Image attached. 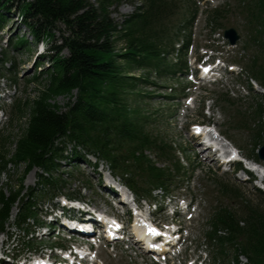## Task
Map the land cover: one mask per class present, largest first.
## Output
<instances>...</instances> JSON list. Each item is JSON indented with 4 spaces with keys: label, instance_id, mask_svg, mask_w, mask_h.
<instances>
[{
    "label": "trees",
    "instance_id": "1",
    "mask_svg": "<svg viewBox=\"0 0 264 264\" xmlns=\"http://www.w3.org/2000/svg\"><path fill=\"white\" fill-rule=\"evenodd\" d=\"M200 1L0 0V30L11 14L27 30L28 35L11 42L13 48L47 44L38 67L44 62L47 66L31 78H45L36 95L9 105L6 125L24 119V126L17 133L0 128V177L13 180L7 192L0 185V235L11 233L9 227L23 231L22 247L36 250L32 232L43 222L42 205L64 194L60 168H96L89 156L105 161L137 196H151L153 189L168 195L171 187H180L178 182L191 180L195 170L181 161L182 149L151 127L155 113H145L135 104L137 97L150 96L138 90L151 82L134 71L166 80L186 77ZM122 2L137 4L117 20L112 7ZM235 16L244 32L245 54L235 62L264 88V0H223L204 11L211 30L225 27ZM5 63L11 76L12 58L3 53L0 68ZM60 96L66 99L63 107L56 102ZM259 96L261 101L249 105L222 99L231 112L229 123L248 134L253 144L249 156L256 160L264 144V94ZM33 168L35 185L25 187L24 177ZM206 175L217 176L212 170ZM219 182L212 184L227 203H209L201 235L210 262L240 264L243 257L245 264H264V191L255 188L256 200L262 201L255 203ZM13 207L17 211L11 222ZM48 245L63 246L60 240Z\"/></svg>",
    "mask_w": 264,
    "mask_h": 264
},
{
    "label": "rangeland",
    "instance_id": "2",
    "mask_svg": "<svg viewBox=\"0 0 264 264\" xmlns=\"http://www.w3.org/2000/svg\"><path fill=\"white\" fill-rule=\"evenodd\" d=\"M221 1L222 0H204L199 4L200 9L193 28L192 45L187 51L190 73L192 70L198 69L194 60L199 57L200 60L207 59L209 54L212 53L210 50H213V53L216 54L214 55L212 53L213 55L210 57L219 56L226 64L227 62L230 63V60H239L241 55H245L242 49L244 32L239 27L240 23L237 21L236 16V18L232 17L230 23H225V27H234L240 35V39L236 44L231 46L222 40L223 28L217 31H211L204 20V11L206 7L216 5ZM136 4V2L120 3L115 8L112 7V16L117 20H121L124 15L132 12ZM15 15L16 14H11L10 20H8L4 28L0 30V57L5 53L8 57L12 58L14 66L11 71V76L6 71V67L9 65L8 63L0 68V72L6 74L4 78L0 76V126L5 127L9 132L12 131V133L20 131L24 126V119L13 122L11 125H6V112H9L10 102L17 98L28 100L34 97L37 93V88L40 87L45 78L44 76L38 75L39 78L35 82L31 81V78L38 74L40 68H42L40 70L41 72L43 68L47 66V62H44L40 68L38 67L40 56L46 51V43L30 45L24 48H13L11 46V42L15 41L18 37L28 35L27 30L20 23L19 19L16 20ZM30 40L29 36V41ZM117 47H121V45L118 44ZM213 48H217V50ZM214 62L215 58L213 59V63ZM220 66L221 63L217 65V67ZM232 66L235 68V71H229L231 69L226 68L225 71L221 73L222 77L214 82H202L200 79L195 80L192 75H189L187 79H158L146 72L134 71L137 75H141L151 82L150 84H145L138 90L142 94H149L150 96L141 95L137 97L135 104L139 105L140 109L145 111V113H155L156 122L151 123V127L155 131H159L161 134L165 135L170 143L176 145V148L184 150L180 155L182 159L186 161L187 169L194 168L195 172L190 182L185 181L183 185H181V183L179 184L183 186L182 188L175 190L174 187H171V195H173V197L170 198L171 201L163 199L160 193L156 192L153 194V198L160 204V209L152 212L150 217L161 224L172 219L183 229V236L180 244L166 254V257H164L165 259H162L163 255L156 256L154 253L144 251L141 248V244H138L134 240H129L124 243L114 241L112 243H102V245L96 249V256L98 258L96 262L98 264H209L205 248L206 244L201 237L203 223L206 220L204 217H207L206 211L209 209V203L210 205L211 203H227L223 197L217 194L212 181L216 184L217 181L218 184L220 183L219 181L228 183L230 186L238 189V192L243 194V197H247L248 200L255 203L262 202L256 200L255 187L257 186L254 182L246 180L240 172H233L232 166L228 164L220 166L217 162V157L216 160L214 159L213 161L206 159L207 156L212 154V151L209 148L203 147L200 143H196L197 140L192 137V130L191 127H189L190 122L209 120L211 126L214 127L215 125L218 130L222 131L230 142L238 147L243 156L251 154L253 144L248 134L242 130L236 129V127H233L234 125L229 123L228 118L231 112H229L230 109L223 104L222 99L225 98L229 101L238 100L239 98L232 99L226 95V91L232 90L238 96L243 97L247 105L251 101H260L258 93L261 92L255 89L254 91H249L246 84V76H239V74H237L239 67L237 65ZM10 77L13 78L11 82L9 79L6 80V78ZM186 86L189 87V90L183 91V88ZM252 86L253 88L255 87L254 84H252ZM170 87H172V89ZM191 98L193 99L192 102ZM205 98L209 100L203 101ZM56 102L63 107L66 99L60 96L56 98ZM207 106H211V108L208 110ZM89 159L91 162H95L96 160L93 156H89ZM73 163H75V161L70 164ZM262 165L264 166V163ZM70 166L72 165L62 166L60 168V173H64L61 177L65 179L66 183V186L62 188V192L71 195H77L79 193V195L87 201V204H90L92 207L95 205L98 208L96 211L106 209L109 213H116L118 209L116 204L118 203L117 201L113 203L110 199H107L106 190L110 186L109 181L115 184L118 178L114 180L110 179L105 163L100 162L95 171L91 165L86 166V164H80L81 167L79 170L71 172ZM74 168L76 167L74 166ZM210 170L215 172L217 176L210 175L209 178H207L206 174L209 173ZM36 173L37 170L34 169L26 174L23 181L25 187L35 185L37 179ZM13 178H15V176ZM12 181L13 180H10L8 177H0V185L6 188V192L9 188L8 185H10ZM82 186L85 188H82ZM179 200H183L187 204H195L197 206L195 213L189 215H181L180 213L171 215L168 206L177 204ZM48 202L49 201H45V206L42 207L41 214H44L47 210L51 211V209H54L52 216L61 213V210L56 207L60 206L58 199L53 200L51 203ZM57 203L59 205H57ZM142 203L145 205V202ZM152 209H154L153 205L144 206L143 215H148ZM13 213H15V209ZM122 218L126 219L125 216H122ZM49 219L50 218L47 217L46 221ZM13 220L14 214L10 221L12 222ZM55 226L57 227V225ZM9 229L11 230V233L9 231L7 232L9 238L6 237L5 234L0 235V264L32 263L34 258L30 257L26 259V257L30 255L28 251L16 260L12 259V254L4 252L8 244L12 245L10 246L12 253H23L26 249L22 247L21 243L23 239L26 240L23 236V231H16L13 227H9ZM44 230L45 229H43V231ZM38 231L39 233L36 236L42 239V244H47L49 241L57 238L56 234H58V231H47V234L44 235H42L41 229ZM39 234L42 235V237H39ZM76 240L82 241L83 239H81V237H76L75 241ZM175 254H177V256H174ZM154 257H157V259ZM168 260L169 263H166ZM245 263L246 260L240 257V264Z\"/></svg>",
    "mask_w": 264,
    "mask_h": 264
},
{
    "label": "bare ground",
    "instance_id": "3",
    "mask_svg": "<svg viewBox=\"0 0 264 264\" xmlns=\"http://www.w3.org/2000/svg\"><path fill=\"white\" fill-rule=\"evenodd\" d=\"M214 128H215V130H217V131H220V130H218L217 128H216V126L214 125ZM221 133H223L222 131H220ZM224 134V133H223ZM197 137H195L194 139H196ZM197 140V139H196ZM221 140H222V142H223V147L224 148H229L230 150H232V151H234V152H236L237 151V154L238 155H240L241 156V154H240V152L235 148L236 146L232 143V142H228L227 140H225L224 138H221ZM196 143H200V141H198L197 140V142ZM201 144V143H200ZM196 145V144H195ZM207 148V147H206ZM216 154L215 153H212L210 156H207L206 157V159H208V160H210V161H213L214 159H216ZM87 216L89 217V219H91L92 218V210L89 208L88 210H87ZM88 217H82V216H80L79 217V222H90L89 220H88ZM79 222H77V223H68L67 222V220H66V222L65 221H61V223L64 225V226H67V227H71V228H74L75 226H77V228L79 227ZM88 225H91V223H88ZM82 227V226H81ZM83 231H82V233H88V234H91L92 233V231H93V229L92 228H84V229H82ZM134 230L136 231V234H137V236L139 237V238H144L145 240H147V238L144 236L143 237V235H140L141 233L139 232V227H138V225H134ZM83 235V234H82ZM84 236V235H83Z\"/></svg>",
    "mask_w": 264,
    "mask_h": 264
},
{
    "label": "water",
    "instance_id": "4",
    "mask_svg": "<svg viewBox=\"0 0 264 264\" xmlns=\"http://www.w3.org/2000/svg\"><path fill=\"white\" fill-rule=\"evenodd\" d=\"M224 37L229 39L230 44H234L235 41L239 38V35L233 27H230L224 30ZM260 158L262 160L264 159V145H262L260 148Z\"/></svg>",
    "mask_w": 264,
    "mask_h": 264
},
{
    "label": "snow or ice",
    "instance_id": "5",
    "mask_svg": "<svg viewBox=\"0 0 264 264\" xmlns=\"http://www.w3.org/2000/svg\"><path fill=\"white\" fill-rule=\"evenodd\" d=\"M205 71H207V69H205ZM198 130V129H197ZM153 231H155V230H153Z\"/></svg>",
    "mask_w": 264,
    "mask_h": 264
}]
</instances>
